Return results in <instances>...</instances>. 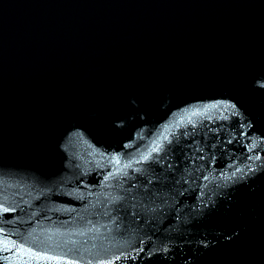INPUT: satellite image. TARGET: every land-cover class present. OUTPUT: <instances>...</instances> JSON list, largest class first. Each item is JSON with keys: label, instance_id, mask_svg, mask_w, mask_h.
<instances>
[{"label": "water", "instance_id": "1", "mask_svg": "<svg viewBox=\"0 0 264 264\" xmlns=\"http://www.w3.org/2000/svg\"><path fill=\"white\" fill-rule=\"evenodd\" d=\"M36 255L264 264V0H0V264Z\"/></svg>", "mask_w": 264, "mask_h": 264}, {"label": "snow or ice", "instance_id": "2", "mask_svg": "<svg viewBox=\"0 0 264 264\" xmlns=\"http://www.w3.org/2000/svg\"><path fill=\"white\" fill-rule=\"evenodd\" d=\"M155 150L156 149H153V151H155ZM5 211H7V209H5ZM2 250L3 251H7L8 250L7 242L4 243V248ZM20 251H22V250H20ZM31 258L32 259H36V260H38V259H47L49 261H56V264H61V260L58 257H40V256L36 255V256H32ZM5 259H7V258H5Z\"/></svg>", "mask_w": 264, "mask_h": 264}]
</instances>
